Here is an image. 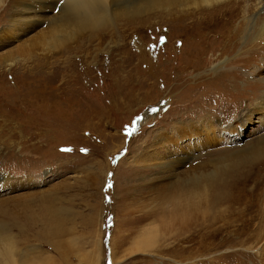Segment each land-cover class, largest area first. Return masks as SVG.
<instances>
[{
    "label": "rangeland",
    "instance_id": "rangeland-1",
    "mask_svg": "<svg viewBox=\"0 0 264 264\" xmlns=\"http://www.w3.org/2000/svg\"><path fill=\"white\" fill-rule=\"evenodd\" d=\"M250 3L247 18L257 27L264 12ZM47 5L0 4V226L34 264H179L172 251L188 246L189 235L205 240L226 211L212 206L184 230L162 238L156 231L153 250L142 251L143 231L168 222L158 208L165 195L158 200L154 187L169 190L197 164L264 133L262 60L248 52L251 44L239 53L241 46L223 51L216 40L195 39L201 29L193 19L167 24L161 7L66 40L61 30L53 34L57 11ZM201 47L198 70L191 55ZM216 119L220 132L208 134ZM259 166L264 158L243 170ZM262 250L223 247L189 263L264 264Z\"/></svg>",
    "mask_w": 264,
    "mask_h": 264
},
{
    "label": "bare ground",
    "instance_id": "bare-ground-1",
    "mask_svg": "<svg viewBox=\"0 0 264 264\" xmlns=\"http://www.w3.org/2000/svg\"><path fill=\"white\" fill-rule=\"evenodd\" d=\"M243 1L247 3L242 5ZM250 1L252 0H12V3L25 5L24 11H35L39 2L49 3L47 8H53L57 12L48 24L53 34L61 30L63 36L59 37L66 40L76 39L85 31L96 35L98 31L107 30L108 26L116 25L120 19H127L125 22L130 23L129 19L134 20L143 17L144 14L157 12V8L161 7V11L165 14L161 18L163 22L167 24L171 21L185 23L186 20L193 19L190 22L197 25L201 32L203 31L198 33L195 39L201 37L210 41L216 40L218 42L216 44L220 45L223 51L234 52L241 46L239 53L242 52L243 46L251 44L247 49L248 52L254 54L256 51L255 60L258 58L264 64V22L254 27L253 24L256 21L247 18L254 8ZM257 1L260 5V12H264V0ZM2 2L3 0H0V4ZM199 8H201L199 12L191 11ZM199 13L201 15L196 17ZM238 18L241 20L236 25L234 22ZM145 20L148 21L145 18L141 19L140 23ZM243 37L246 42L242 45L239 44V40ZM77 49L79 48H71L73 52ZM204 51L205 48L201 47L195 49L197 56L194 53L191 55L195 58L192 60L195 65H191L198 70L202 68L203 63L200 58L205 53ZM7 65L11 66L13 62L6 61L5 66ZM228 75H230L229 72L223 73L219 79L224 80ZM262 97V101L257 102L259 109L264 108V93ZM246 120L251 119L247 117ZM217 121L218 119L212 121L209 129H205L208 134L220 132L221 129L216 125L219 124ZM181 127L182 125H179L177 130ZM179 133L182 134V132ZM261 158H264V133L251 139L245 149H236L233 153L224 155L221 160L212 161L206 165L197 164L195 171H192L191 178L173 184L169 190L164 185L158 187L156 185L154 190L157 193V199L160 200L161 196L165 195L162 197L166 205L158 208H160L162 217L168 222L164 230L157 226L145 229L137 242V249L153 250L152 247L159 238L156 236V231L162 238L170 229L184 230L197 220V216L209 210V207L212 209L213 206L214 209L224 205L226 213L222 217L223 224L216 231L207 234L205 240L202 236L196 240L193 234L192 237L189 235L190 238L185 239L189 243L188 246L181 244L179 248H174L175 250L172 251L180 258L177 262L183 264L188 261L190 264V260L196 259L201 254L230 246L249 249L253 245L262 244L264 254V167L259 166L254 171L244 172L243 170ZM172 160L161 165L171 166ZM236 205L238 207H235ZM224 233H226L225 236H222ZM16 238L17 236L14 235H5L4 228L0 226V264H34L33 259L27 258L26 252L18 251ZM232 251V255L237 257L244 254L238 249ZM21 257L22 261H20Z\"/></svg>",
    "mask_w": 264,
    "mask_h": 264
},
{
    "label": "snow or ice",
    "instance_id": "snow-or-ice-1",
    "mask_svg": "<svg viewBox=\"0 0 264 264\" xmlns=\"http://www.w3.org/2000/svg\"><path fill=\"white\" fill-rule=\"evenodd\" d=\"M66 151H68V149H65Z\"/></svg>",
    "mask_w": 264,
    "mask_h": 264
}]
</instances>
